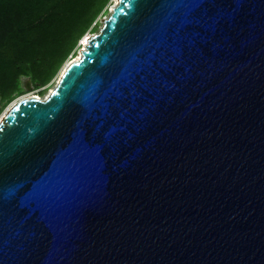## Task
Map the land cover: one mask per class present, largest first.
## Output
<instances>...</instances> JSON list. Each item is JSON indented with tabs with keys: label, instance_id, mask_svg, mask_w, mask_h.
<instances>
[{
	"label": "water",
	"instance_id": "1",
	"mask_svg": "<svg viewBox=\"0 0 264 264\" xmlns=\"http://www.w3.org/2000/svg\"><path fill=\"white\" fill-rule=\"evenodd\" d=\"M80 54L0 120V264H264V0H119Z\"/></svg>",
	"mask_w": 264,
	"mask_h": 264
},
{
	"label": "trees",
	"instance_id": "2",
	"mask_svg": "<svg viewBox=\"0 0 264 264\" xmlns=\"http://www.w3.org/2000/svg\"><path fill=\"white\" fill-rule=\"evenodd\" d=\"M112 0H0V98L12 101L21 77L47 86ZM96 23V26H93ZM43 94L44 92H40ZM40 95V94H38Z\"/></svg>",
	"mask_w": 264,
	"mask_h": 264
},
{
	"label": "rangeland",
	"instance_id": "3",
	"mask_svg": "<svg viewBox=\"0 0 264 264\" xmlns=\"http://www.w3.org/2000/svg\"><path fill=\"white\" fill-rule=\"evenodd\" d=\"M114 1V0H113ZM115 5V2L111 3V5L108 7L107 12L101 17H99V26L98 29L96 30L97 32L100 30V28L103 26V21L105 18L109 17L111 11H112V6ZM96 26V23L93 25ZM96 32V33H97ZM90 34V33H87ZM86 35V34H85ZM82 49V47H80L79 45V49L76 52V55H74V57H77L80 53V50ZM73 55H70L69 58L64 62V64L62 65L61 69L58 71L57 75L55 76V78L45 87H42L41 89H35L33 87V82L31 81L30 77H26V76H22L21 77V90L20 92L15 96V98L6 103L5 101H2L0 98V120L6 115V113L10 110V108L20 99L22 98H26L32 95H36L38 96L40 99H46L50 93L52 92V90H54V88L56 87L59 79H60V75H62V71L65 69V66L68 65L69 61L72 60ZM44 92L43 94H41L40 92ZM40 94V95H38Z\"/></svg>",
	"mask_w": 264,
	"mask_h": 264
},
{
	"label": "bare ground",
	"instance_id": "4",
	"mask_svg": "<svg viewBox=\"0 0 264 264\" xmlns=\"http://www.w3.org/2000/svg\"><path fill=\"white\" fill-rule=\"evenodd\" d=\"M118 1H119V0H114L113 3L115 2V5H116V4L118 3ZM115 5H114V6H115ZM114 6H112V9H113ZM88 38H89V34L85 35V36L83 37V39H82V40H83V44H81V45H86V44L88 43ZM80 58H81V54L79 53V55H78L77 57L72 58V60H70L69 63H70L71 61L75 60V59L78 60V59H80ZM69 63H68V64H69ZM65 68H66V66H65ZM63 72H64V70L62 71V73H63ZM62 73H61V74H62ZM60 76H61V75H60ZM52 91H53V90H52Z\"/></svg>",
	"mask_w": 264,
	"mask_h": 264
},
{
	"label": "built area",
	"instance_id": "5",
	"mask_svg": "<svg viewBox=\"0 0 264 264\" xmlns=\"http://www.w3.org/2000/svg\"><path fill=\"white\" fill-rule=\"evenodd\" d=\"M80 47H82V45H80Z\"/></svg>",
	"mask_w": 264,
	"mask_h": 264
}]
</instances>
